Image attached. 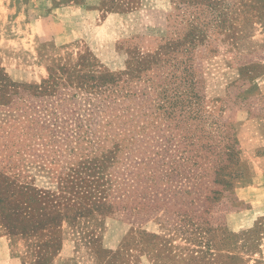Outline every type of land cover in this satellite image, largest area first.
Wrapping results in <instances>:
<instances>
[{"label": "rangeland", "instance_id": "rangeland-1", "mask_svg": "<svg viewBox=\"0 0 264 264\" xmlns=\"http://www.w3.org/2000/svg\"><path fill=\"white\" fill-rule=\"evenodd\" d=\"M0 144V264H264V0H0Z\"/></svg>", "mask_w": 264, "mask_h": 264}, {"label": "trees", "instance_id": "trees-1", "mask_svg": "<svg viewBox=\"0 0 264 264\" xmlns=\"http://www.w3.org/2000/svg\"><path fill=\"white\" fill-rule=\"evenodd\" d=\"M176 105H177V101H171L170 102V104H169V107L171 108V109L169 108L170 113L173 112V109L176 108ZM209 114L212 115L211 111L209 112ZM214 124H216V122L213 121V123H212L213 127H214ZM229 132H231V130L227 131V133H229ZM7 137H9V136H7ZM234 138H235V143L239 147V142H238V139L236 137L235 131H234ZM238 147H237V152L240 153V149H239L240 147L239 148ZM150 149H152V148L150 147ZM152 150H149V156H151L154 152L155 158L150 157V159H148L146 161L144 160L145 167H147L145 173L149 174V178L154 173H160V171H158L159 170L158 168L152 166V164L155 163V160L156 159L158 160V155L160 153L158 150L157 151H155V150L152 151ZM2 153H3V151L1 150V144H0V178L4 177L3 178V181H4L3 186H5L7 188L10 184V181H11L10 179L7 180V176L9 175L8 173L11 171H15V173H17V174L21 173V169L19 168V164L17 163L20 159H19V157H17V155L15 153L14 154L11 152L5 153V154H2ZM185 157L187 158V156H185ZM239 159H240V157H239ZM161 161H164V159H161ZM164 164L165 163H163L162 166L161 165L160 166L162 167V171L165 173V175L167 177H171L175 172H178L175 168H173V169H171L169 167L165 168ZM150 167H153V170H150L149 169ZM163 168H165V169H163ZM209 169H212V168H209ZM212 170L214 171V169H212ZM220 181H221V179L219 181L214 180L215 183L220 182ZM0 188H1V186H0ZM148 188H149V186H148ZM151 189H153V191H152V194H153L152 195V202L163 199L164 204H167L165 211H167V213H169L170 215L173 216V218H174L173 220L176 223H178L179 225H182L183 227H186L187 225H189V221L195 220V216H191V214L189 213V211L187 209H184L183 207H178V205H176V203H173L176 200V197L173 195V193H169L168 190H166V189L159 191V190H157L156 185H153L151 187ZM167 192L169 194H167ZM159 196H162V197L160 198ZM209 197H210V195H205L204 198L207 201L209 199ZM107 201H108L107 198L100 196L98 198V200L96 199V201H94V203L95 204L97 203L98 207H103ZM141 207H142V205H141ZM133 209H136V207ZM30 215H32V214H30ZM205 234H207V231Z\"/></svg>", "mask_w": 264, "mask_h": 264}, {"label": "crops", "instance_id": "crops-1", "mask_svg": "<svg viewBox=\"0 0 264 264\" xmlns=\"http://www.w3.org/2000/svg\"><path fill=\"white\" fill-rule=\"evenodd\" d=\"M262 146V145H261ZM242 155H241V157H242V159L243 160H246L247 162H248V164H249V166H250V169H251V176L245 181V183L243 184L244 186H253L254 184H255V180H256V178H258V174L256 173V171H255V168L253 167V165L252 164H250V160L249 159H247L245 156H244V153H241ZM262 158H264V153H263V155H257V156H255V160L256 159H262ZM252 161H253V159H252ZM254 172H255V174H254ZM260 173L262 174V178L264 179V167L262 168V171H260ZM261 187H263V186H259L258 188L260 189Z\"/></svg>", "mask_w": 264, "mask_h": 264}]
</instances>
